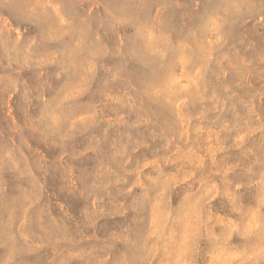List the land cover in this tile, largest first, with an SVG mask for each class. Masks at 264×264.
I'll use <instances>...</instances> for the list:
<instances>
[{
  "label": "rangeland",
  "instance_id": "obj_1",
  "mask_svg": "<svg viewBox=\"0 0 264 264\" xmlns=\"http://www.w3.org/2000/svg\"><path fill=\"white\" fill-rule=\"evenodd\" d=\"M0 264H264V0H0Z\"/></svg>",
  "mask_w": 264,
  "mask_h": 264
}]
</instances>
